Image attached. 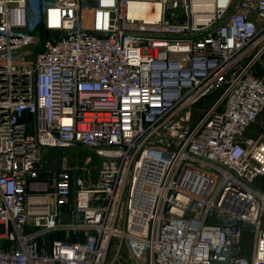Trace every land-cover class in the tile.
<instances>
[{"label": "built area", "instance_id": "1", "mask_svg": "<svg viewBox=\"0 0 264 264\" xmlns=\"http://www.w3.org/2000/svg\"><path fill=\"white\" fill-rule=\"evenodd\" d=\"M261 178L264 0H0V264H264Z\"/></svg>", "mask_w": 264, "mask_h": 264}, {"label": "rangeland", "instance_id": "2", "mask_svg": "<svg viewBox=\"0 0 264 264\" xmlns=\"http://www.w3.org/2000/svg\"><path fill=\"white\" fill-rule=\"evenodd\" d=\"M219 93L220 91L208 95L204 99L200 100L196 104V107H198V109H204L210 106L216 101ZM197 113L199 112L197 111ZM42 160L45 167L50 169L59 170L62 167L72 169L73 176L82 177L86 183H88V181L92 182L96 179L97 163L99 162V159L90 151L81 149L74 151L50 149L43 153ZM254 184L259 187L261 191H264V178L257 180ZM251 243L252 234L248 229H246L242 245L245 253H248L247 251L250 249Z\"/></svg>", "mask_w": 264, "mask_h": 264}, {"label": "bare ground", "instance_id": "3", "mask_svg": "<svg viewBox=\"0 0 264 264\" xmlns=\"http://www.w3.org/2000/svg\"><path fill=\"white\" fill-rule=\"evenodd\" d=\"M130 6H131V4H130ZM157 6V13H158V10H159V6H158V4L156 5ZM134 7H137V8H139L138 10H137V12L136 11H132V12H130V14L131 15H133V16H138V17H141V18H144V19H146L147 17H148V15H147V9L149 8V5H147V4H132V7H131V10H133L134 9ZM157 13H155V15L157 14Z\"/></svg>", "mask_w": 264, "mask_h": 264}]
</instances>
